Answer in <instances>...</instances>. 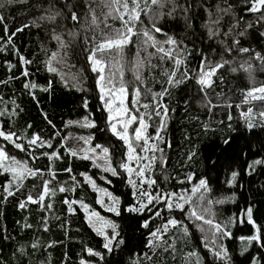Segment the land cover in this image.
<instances>
[{
	"label": "snow or ice",
	"instance_id": "1",
	"mask_svg": "<svg viewBox=\"0 0 264 264\" xmlns=\"http://www.w3.org/2000/svg\"><path fill=\"white\" fill-rule=\"evenodd\" d=\"M15 4H29V0H4L0 3V8ZM83 6L87 11L82 23L81 15L76 10L77 4L73 0H33L28 9L29 13L33 14V18L27 23H21L14 31L8 28L6 18L0 14V26H2L0 27V52L15 54L21 66L31 64L33 61L28 60L16 48L13 37L23 32L25 28H45L50 25L52 26L51 40L56 42L57 47L56 50H47L42 47V50L46 52L42 63L49 73L59 74L54 61L62 62V57L58 59L59 51L67 47L62 39V33L57 31L58 28L65 27V24L60 21H71L68 36L73 40L79 35V31L74 30L76 25H80V28L87 32L90 28L99 27L103 23L104 28L109 31L102 32V39L97 41L96 37L92 36L89 40L85 36L83 42L87 45L83 50L87 53L86 61L90 71L96 74L95 84L99 91L98 100L101 105L98 111L101 113L102 123L90 110L89 100L84 98L81 106L85 114L78 120H68L65 122V127L75 125L83 129H96L99 132L110 133L111 137L122 142L119 155L114 143L97 141L94 133L88 135L61 133L48 118L47 112L43 110H41L42 118L55 129L52 134L45 137L39 132L29 131L32 129L31 123L19 128L17 120L20 113L24 111L23 107L12 97L5 99L0 96V175L6 177V182L0 185L4 194L3 201L0 202H6L8 197L20 191L24 180L28 177L40 179L41 190L35 197L29 192L19 201L18 207L24 209L29 203L36 204L39 205L41 212L53 208V204L46 201V197H55L57 190L60 193H75L78 187L90 186L94 192L98 193L96 203L104 208L105 212L110 213L111 217L103 216L91 209V206L84 202L83 197L79 199L66 197L61 201L67 206L69 215L82 210L88 227L96 237L100 238L98 247L82 245L83 255L78 264H120L118 257L129 243L127 228L130 225L126 223V219L132 221V218L137 216L141 219L136 220L135 223L138 225V230H143L141 236L144 237L143 247L146 251L142 255L137 253V259L132 264H160L158 253L161 252L171 255L175 260L177 252H182L177 247V240L186 241L194 234L191 231L193 228L200 233V243L215 262L232 264L229 249L223 241L232 236L229 225H234L237 218L230 217L227 221L217 222L214 219L215 213L212 212V207L229 200L234 201L235 193L229 197L213 200L210 197L206 179L199 178L197 182H194L191 171L177 173L175 176L169 174L168 157L165 149L160 146L167 143L161 132L165 128V118L170 111L169 105L163 102V98L166 95L171 96L172 89L190 80L195 82L197 92L204 94L199 102L211 110L216 105L212 104L207 89L211 88L216 80L224 82L222 72L227 66V70L233 73L243 71L249 83L252 84V87L242 90L243 103H247L249 98L264 101V82H257L255 76L257 71L264 72V47L257 50L251 46L250 32L254 25L264 24V0H241L239 5L231 3L230 0H217L215 5L206 4L204 0H197L195 5L192 0H183V3L180 0H100V6L103 9L100 16L96 14V0H83ZM238 8L241 11H237ZM199 9H203L206 16L199 28L206 33L208 40H216L220 45L219 51L213 48L210 53H206L203 48L197 49L195 43L189 49L184 40L178 39L175 33H170L166 29L168 21L179 20L182 22V34L187 35L190 32L192 37H195L196 21L199 19L196 10ZM142 17L147 18V24ZM109 18L119 20L120 27L113 29L108 23ZM225 25L227 30L222 31ZM258 35L264 40V30L259 31ZM133 37H142L141 43L145 50L155 49L156 53L161 54V61L165 58L173 61V68L162 73L166 79L161 82V90L152 92L148 89L152 96L150 102L140 103L138 100L142 94L141 86L143 85L137 71L138 63L131 65L135 81L138 83H131L129 86L130 82L124 79V65L120 57L124 46L134 42ZM203 38L202 36L201 39ZM48 51H51L50 56L47 55ZM106 52L111 53L107 61L104 59ZM194 52L200 59L196 68L189 72L187 58ZM151 55L152 53H149V56ZM217 56L219 58L215 59L214 57ZM5 63L11 71L14 65L10 61ZM181 65L185 67L178 76L177 72ZM20 75L29 78L30 73L24 68ZM13 79H19V77L9 76L7 80L0 83H7ZM85 81L86 77L81 75L78 83L83 84ZM62 82L66 87L68 86V82L63 80V77ZM51 87V81L47 86H41L31 79H25L22 83V95L30 96L32 100L37 101L39 107L35 90L39 88L40 91L47 92ZM73 87H76L77 91H87L77 87L76 83ZM128 95L131 96V101L126 106L125 98ZM190 102V99H186V106ZM228 106L231 107L230 104ZM236 107L240 108V105L237 104ZM140 109L144 111L141 112ZM153 115L159 118L154 135L148 133L151 125L145 119L147 116V120L150 121ZM252 115L251 107L246 113L240 112L242 118H247L245 127L249 132L257 126L252 120ZM259 117L264 118V110L259 112ZM227 118L229 121L232 119L230 114ZM260 126L264 127V123ZM228 127H232L231 123ZM204 128L207 130V124H204ZM69 139H75L77 143L69 146L67 143ZM232 142V136L223 137L221 141L224 146L223 151H228L232 147ZM15 150L30 157L31 163L29 159L19 158ZM194 156L195 152L189 151L187 159L191 161ZM65 157L69 158V164L63 171L69 174V179L60 182L57 180L54 163ZM41 158L47 160L43 169L34 166L35 162ZM73 160L90 161L91 165L99 171V179L107 185L113 183V178L126 183L131 189V202L125 204L120 195L106 187L98 186L94 175H90L87 171L73 175ZM212 163L215 165L216 161L213 160ZM256 166H264V158L249 162L245 169L246 174L250 175L255 171ZM157 175L160 177L159 180L156 178ZM238 175V171L232 170L231 177L226 183L232 186ZM78 177H82V180ZM170 180H175L176 185H184V187L177 192L170 185ZM189 184L192 185L190 189L187 187ZM145 185H147L146 188ZM100 194L104 199L100 198ZM75 205H78L79 209L74 207ZM165 210L169 213L166 218L163 216ZM177 212L180 213L181 218L176 217ZM125 213L128 214L127 218ZM245 214L247 224L255 229V233L240 238L247 243L239 254L244 256L248 253L249 264H264V226L257 227L251 204L246 208ZM56 218L59 219V217ZM157 219L161 223L153 227ZM25 220L27 221V217ZM41 220L44 230L47 231L48 217L42 216ZM243 222L242 218L239 219V223L243 224ZM23 227L31 228L32 225L26 222ZM170 231L178 232V234L168 236ZM3 239H10V237L5 235ZM48 246L51 247L52 244ZM39 247V243L33 240L30 244L32 251L29 252L27 247L21 244L14 249L12 259L16 261V264H22L19 258H27L29 264H32L31 258L37 253ZM252 247L258 249L255 255L250 253ZM193 256L196 257V264H202V258L193 250L184 255V264H190V258ZM0 264H7V262L0 261ZM38 264H48V261L39 260Z\"/></svg>",
	"mask_w": 264,
	"mask_h": 264
},
{
	"label": "trees",
	"instance_id": "2",
	"mask_svg": "<svg viewBox=\"0 0 264 264\" xmlns=\"http://www.w3.org/2000/svg\"><path fill=\"white\" fill-rule=\"evenodd\" d=\"M3 2L4 0H0V3ZM32 2L33 0H29V4ZM73 2L77 4L76 10L81 15V22L83 23V17L87 11L83 6V0H73ZM180 2L183 3V0H180ZM204 2L209 5H215L217 0H204ZM230 2L239 5L241 0H230ZM192 3L195 5L197 0H192ZM29 4H15L0 8V14H3L6 18L7 26L10 30L14 31L21 23L31 21L33 14L28 11ZM102 11L100 0H96V14L100 16ZM196 11L199 19L196 21L197 33L195 37H192L190 32L187 35L182 34V22L179 20L168 21L166 25L167 31L175 33L178 39L184 40L189 49L195 43L197 49L203 48L206 53H210L213 48L219 51L220 45L216 40H208L206 33L199 28L201 21L206 19L203 9ZM237 11L241 10L238 8ZM34 12L35 10L33 9ZM241 14L243 13L241 12ZM142 19L147 24V18L142 17ZM60 22L65 24V27L58 28L57 31L62 33V39L66 42L67 47L59 51L58 59L62 57V62L56 63L54 61L59 74L49 73L42 63L46 56V52L42 50V47L47 50H56L57 47L56 42L51 40L52 26L25 28L23 32L17 33L13 40L19 52L33 62L29 65L21 66L15 54L0 52V81L7 80L9 76L19 77V79L10 80L7 83H0V96L5 99L12 97L23 107L24 111L20 113L17 120V127L19 128L31 123L32 129L29 131L39 132L45 137L52 134L55 129L42 118L41 110H43L47 112L48 118L53 121L61 133L65 135L69 132L74 135L94 133L97 141L114 143L117 148V155H119L122 142L111 137L110 133L99 132L96 129H83L75 125L65 127V122L68 120H78L85 114L81 106L84 98L89 100L90 110L94 113L95 118L102 123L101 113L98 111L101 105L98 100L99 91L95 84L96 74L90 71L86 61L87 53L83 50L87 45H84L83 42L85 36L89 40H91L92 36H95L97 41H99L102 39V32L109 30L104 28L103 23L99 27L90 28L87 32L81 29L80 25H76L74 30H78L79 35L73 40L68 36L71 21ZM119 22V20H112L111 18L108 20L113 29L120 27ZM226 30L227 27L225 25L222 31ZM261 30H264V24L254 25L253 29L250 30L251 46L257 50L264 47V40L260 39L258 35ZM202 36L204 37L203 39H201ZM220 38L222 39L223 37L221 36ZM136 39V37L133 38V41ZM133 44H135V41ZM124 49L126 50L125 56L132 55L133 58L135 45H130V47H125ZM9 51H11V48H9ZM149 53H152L149 58L144 54L145 58L141 69L143 85L141 86L142 94L138 98L140 103L152 100L148 89H151L152 92H159L161 90V82L166 79L162 73L166 70H171L174 66L173 61L167 58L161 61V54L156 53L155 49L149 48L148 56ZM47 55L50 56L51 51H48ZM110 57L108 52H106L104 59L107 61ZM214 58L218 59L219 57ZM228 58L231 59V57ZM187 59V69L191 72L196 68L200 57L194 52ZM6 61H10L14 65L11 71L7 68ZM184 67V65H181L180 70L177 72L178 76ZM24 68L29 71V78L20 75ZM82 69L83 72H81ZM106 70L108 71L107 65ZM243 73V71H238L236 74H232L225 69L222 72L224 82L221 83L216 80L213 86L207 89L212 104L216 105L211 110L206 106L199 107L200 97L204 94L197 92L194 81H186L185 84L172 89V95H166L163 98V102L169 105L170 111L165 118V128L161 132L167 143L160 145L165 149V154L168 157L167 167L171 176L191 171L194 176V182H197L199 178L206 179L210 189V197L213 200L229 197L232 193H235L234 201L229 200L223 204H215L212 207V212L215 213L214 219L217 222L227 221L230 217L237 218V222L234 225H229L232 236L223 241L229 249L232 264H249V254L246 253L241 256L239 253L247 243L240 238L255 233V229L248 225L246 220L245 210L250 204L253 206V219L257 227L264 226V166H256L255 171L250 175L246 174L245 171L249 162L254 159L264 158V127L260 126V124L264 123V118L259 117L258 110L242 104V90L248 88L243 79ZM81 75L86 77V81L83 84L78 83ZM62 77L63 80L68 82L67 87L62 82ZM25 79H31L41 86H47L49 81L52 82L50 91H40L39 88L35 90L39 107L37 101L32 100L30 96L22 95V83ZM256 80H258L257 82H264V72L257 73ZM127 82H130L129 85L138 83L129 79ZM74 83H76L77 87H82L87 89V91H77L76 87H73ZM129 98H131L130 95ZM186 99L191 100L187 106L185 104ZM248 101L252 100L249 99ZM229 104L231 107L228 106ZM237 104L240 105V108L236 107ZM249 107L253 109L252 120L257 125L251 132L245 127L247 118L240 116V112L244 111L246 113ZM140 110L144 111V109ZM229 114L232 117L231 121L227 118ZM158 120L159 118L154 115L152 120H148L151 125L148 128V133ZM229 123L232 125L231 128L228 127ZM204 124H207V130H205ZM152 134L154 135L155 131H152ZM225 136L233 137L232 147L228 151H223L224 146L221 143L222 138ZM67 143L71 146L76 144L77 141L69 139ZM15 151L18 153V150ZM189 151L195 152V156L191 161L187 159ZM157 154L159 155V153ZM18 155L19 158L29 159L31 163L30 157H26L23 153H18ZM213 160L216 161L215 165L212 163ZM46 164V158H41L35 162L34 166L43 169ZM68 164L69 158L67 157L63 160L55 161L54 167L57 170L58 181L63 182L69 179V174L63 171ZM72 167L74 169L73 175L87 171L90 175H94L98 186L106 187L108 190L120 195L125 204L131 202L130 186L118 178H113L111 185L105 184L104 181L99 179L100 173L91 165L90 161L73 160ZM232 170L238 171L239 175L234 184L229 186L226 181L230 179ZM78 178L82 180V177ZM156 178L160 179L158 175ZM5 182L6 177L0 175V185ZM170 185L177 192L180 191L181 187H184V185H176L175 180H170ZM144 187L146 188L147 185ZM187 187L190 189L192 185L189 184ZM40 190V179L28 177L24 180L20 191L16 192L14 196L8 197L6 202H0V261H6L7 264H16V261L12 259L14 249L23 244L31 252L30 244L33 240H36L40 247L31 258L32 264H38L39 260H47L48 264H78L81 255H83L82 245L87 244L94 248L98 247L100 238L96 237L95 233L88 227L82 210L69 215L66 210L67 206L62 204L61 201L66 197L77 199L83 197L84 202L89 204L91 209L98 211L103 216L111 217V214L105 212L104 208L96 203L98 193L94 192L88 185H84L82 188L78 187L75 193H60L57 190L55 197H46V201L53 204V208L46 212H41L39 205L36 204L29 203L24 209L18 207L19 201L24 199L29 192L35 197ZM3 195L2 189H0V201H3ZM100 198L104 199L102 194H100ZM193 200H195V197H193ZM74 207L79 209L78 205ZM127 215L125 213L126 218ZM168 215L169 213L165 210L163 216L166 218ZM175 215L177 218H181L179 212L175 213ZM42 216L48 217L47 231L44 230V224L41 220ZM26 217L27 221L25 220ZM56 217H59V219ZM241 218L244 221L243 224L239 223ZM139 219L141 217L138 216L133 217L132 221L126 219V223L130 225L127 228L129 243L118 257L120 264H132L137 259V253L142 255L146 251L143 247L144 237L141 236V231L143 230H138V225L135 223ZM26 222L31 224L32 227L24 228L23 225ZM159 223L161 221L157 219L153 227ZM191 231L194 234L186 241L177 240V247L182 252H177L175 260L167 253H158L160 264H184V255L190 250L198 253L202 258V264H222V262H215L200 243V233L194 228ZM177 234L178 232L170 231L168 236ZM5 235L10 237V239H3ZM50 243L52 244L51 247L48 246ZM257 251L256 247L250 248L252 255H255ZM19 259L22 264H29L27 258ZM190 264H196L195 256L190 258Z\"/></svg>",
	"mask_w": 264,
	"mask_h": 264
},
{
	"label": "rangeland",
	"instance_id": "3",
	"mask_svg": "<svg viewBox=\"0 0 264 264\" xmlns=\"http://www.w3.org/2000/svg\"><path fill=\"white\" fill-rule=\"evenodd\" d=\"M133 38H135V37H133ZM141 40H142V37L141 38H137L136 40H134L135 44L130 43V44L124 46V48H125V47H130V45H135L133 58H132V55H129L128 57L125 56L126 55V50L124 48H123V51L121 53L120 59L122 60V63L124 65V79H125V81H128V79H129L132 82H136L135 81V76L133 75V70H132V67H131L132 63H138L137 71H138V74L141 76V69H142V66H143L144 58H145L144 54H146V57H148V58L150 57V56H148L149 48H147V50H145V47L142 45ZM128 51H130V49H128ZM108 54L111 56L110 52H108ZM226 69H227V66H226ZM106 73H107V70H106ZM231 73L232 74H236L237 72L236 73L231 72ZM257 73L260 74L262 72L257 71L255 73L256 77H257ZM242 75H243L244 81L248 85V88L252 87V84H250L249 81L247 80L246 74L243 73ZM129 86H131V85H129ZM249 99L252 100L251 98H249ZM130 101H131V98H129V95L126 96V98H125L126 106H128L130 104ZM260 102H264V101L252 100V101H248V103H242V104L249 105L252 108H254V109H256V110H258L260 112L261 110H264V103H260ZM198 105H200L199 107L203 106L201 103H198ZM140 111L143 112V110H140ZM145 119H146V122H148L146 117H145ZM157 123L155 124V126L151 127L150 132H149L150 134H152V131H155Z\"/></svg>",
	"mask_w": 264,
	"mask_h": 264
}]
</instances>
